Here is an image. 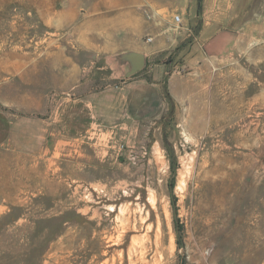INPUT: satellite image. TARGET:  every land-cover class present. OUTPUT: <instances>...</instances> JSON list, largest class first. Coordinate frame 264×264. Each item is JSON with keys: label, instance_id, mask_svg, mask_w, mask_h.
I'll return each mask as SVG.
<instances>
[{"label": "rangeland", "instance_id": "obj_1", "mask_svg": "<svg viewBox=\"0 0 264 264\" xmlns=\"http://www.w3.org/2000/svg\"><path fill=\"white\" fill-rule=\"evenodd\" d=\"M198 2L0 0V264H264V0H201L219 38L136 75L164 62L161 114L97 144L44 134L59 104L122 84L102 67L155 18Z\"/></svg>", "mask_w": 264, "mask_h": 264}, {"label": "crops", "instance_id": "obj_2", "mask_svg": "<svg viewBox=\"0 0 264 264\" xmlns=\"http://www.w3.org/2000/svg\"><path fill=\"white\" fill-rule=\"evenodd\" d=\"M197 8V6H196ZM182 17V25H174L176 15L165 14L155 18V26L152 28L151 42L137 41L127 46L125 50L131 53H142L145 57L144 67L138 72L129 75L134 65V59L120 55L112 63H106L107 77L119 79L122 84H108L106 87L92 91L74 102L70 108L66 104H59L57 114L48 118L45 129L48 136L55 142H70L81 140L84 137L93 138L94 144L99 142V137L107 133V128L112 126L114 120L121 121L122 126H131V118L137 116L143 119H152L161 114L167 107L162 91V76L165 72L164 62H156L155 76L148 80L145 77L137 78L147 65V61L157 58L158 53L171 51L183 42L205 45L212 39H218L219 33L215 32L210 37V21L203 13L189 12L187 8L179 10ZM195 12V13H194ZM201 20V27L195 30L194 20ZM219 19L220 16H219ZM194 27V28H193ZM194 49H192V52ZM202 57V53L195 55L189 62H194ZM158 59V58H157ZM172 89V80H171ZM173 93V89L171 90ZM178 100V98H176ZM125 120V121H124ZM94 128V129H93ZM90 135V136H89ZM95 139V140H94Z\"/></svg>", "mask_w": 264, "mask_h": 264}, {"label": "water", "instance_id": "obj_3", "mask_svg": "<svg viewBox=\"0 0 264 264\" xmlns=\"http://www.w3.org/2000/svg\"><path fill=\"white\" fill-rule=\"evenodd\" d=\"M124 56L134 59V65H133L132 69L130 70L129 75L138 72L139 70H141L144 67L145 57L142 53L128 52V53H125Z\"/></svg>", "mask_w": 264, "mask_h": 264}, {"label": "trees", "instance_id": "obj_4", "mask_svg": "<svg viewBox=\"0 0 264 264\" xmlns=\"http://www.w3.org/2000/svg\"><path fill=\"white\" fill-rule=\"evenodd\" d=\"M200 8H201V0H199V2H198V10H199ZM199 13H201L200 10H199ZM148 80H151V78H148ZM164 92H165V95H166L168 98H170V94H169L168 89H167L166 86H164ZM170 100H171V98H170Z\"/></svg>", "mask_w": 264, "mask_h": 264}, {"label": "built area", "instance_id": "obj_5", "mask_svg": "<svg viewBox=\"0 0 264 264\" xmlns=\"http://www.w3.org/2000/svg\"><path fill=\"white\" fill-rule=\"evenodd\" d=\"M180 17H181L180 15H176V16H175V19H176L177 21H180ZM150 39H151V38H149V40H150Z\"/></svg>", "mask_w": 264, "mask_h": 264}, {"label": "bare ground", "instance_id": "obj_6", "mask_svg": "<svg viewBox=\"0 0 264 264\" xmlns=\"http://www.w3.org/2000/svg\"><path fill=\"white\" fill-rule=\"evenodd\" d=\"M112 207H113V206H112ZM112 207H111V208H112ZM112 209L114 210V208H112ZM134 246H135V245H134Z\"/></svg>", "mask_w": 264, "mask_h": 264}]
</instances>
